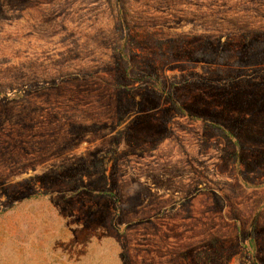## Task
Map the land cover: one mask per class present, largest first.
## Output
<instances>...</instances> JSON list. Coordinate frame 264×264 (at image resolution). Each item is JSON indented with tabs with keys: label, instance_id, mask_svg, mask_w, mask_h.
<instances>
[{
	"label": "rangeland",
	"instance_id": "374dc122",
	"mask_svg": "<svg viewBox=\"0 0 264 264\" xmlns=\"http://www.w3.org/2000/svg\"><path fill=\"white\" fill-rule=\"evenodd\" d=\"M0 264H264V0H0Z\"/></svg>",
	"mask_w": 264,
	"mask_h": 264
}]
</instances>
